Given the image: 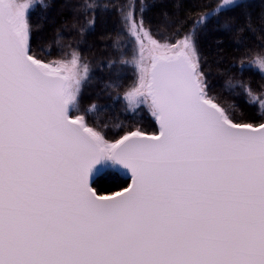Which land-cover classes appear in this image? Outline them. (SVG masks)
Wrapping results in <instances>:
<instances>
[{
  "label": "snow or ice",
  "instance_id": "snow-or-ice-1",
  "mask_svg": "<svg viewBox=\"0 0 264 264\" xmlns=\"http://www.w3.org/2000/svg\"><path fill=\"white\" fill-rule=\"evenodd\" d=\"M53 2L0 0V264H264V102L229 78L223 90L243 89L256 112L226 104L197 43L213 21L225 32H254V18L264 27V0H215L189 31L180 34L178 21L175 40L163 42L145 20L146 0L113 3L121 24L113 47L132 48L119 61L135 75L125 111L146 110L158 126L116 124L115 138L90 119L99 105L82 107L91 69L79 48L65 52L60 29L47 49L33 48L43 25L31 12ZM80 10L91 11L94 29L96 11L111 9L85 0L72 9ZM161 16L172 19L166 9ZM256 65L264 78L259 52L248 67ZM107 167L130 183L104 194L94 177Z\"/></svg>",
  "mask_w": 264,
  "mask_h": 264
},
{
  "label": "trees",
  "instance_id": "trees-1",
  "mask_svg": "<svg viewBox=\"0 0 264 264\" xmlns=\"http://www.w3.org/2000/svg\"><path fill=\"white\" fill-rule=\"evenodd\" d=\"M84 2L85 0H69L67 3L66 0H54L46 11L37 5L31 12V23L43 26L33 32L34 50L47 49L48 44L54 39L55 30L60 29V34L65 37L61 41L63 50L69 51L68 45L71 43L73 48H79L82 57L90 64L91 79L83 87L82 107H87L91 103L100 106V111L90 119L102 127L107 125L109 138H115L120 134L113 127L120 123L128 126L135 122L149 132L156 131L158 126L146 110L142 109L139 114L133 115L125 111L123 102V93L134 82L135 75L131 67L119 63L122 54L131 58V46L124 48L122 52L113 47L116 34L121 30L120 16L113 7V3L126 4L127 0H100L101 4H107L111 10L96 11L94 29H87V22L92 18L91 11H72L78 4L82 5ZM146 2L150 4V7L144 13L145 20L155 34V38L161 42L175 40L178 21L184 22L180 33L183 34L189 31L201 11H211L215 4V0H183L177 15V9L174 8L177 0H167L164 4L155 5H152L151 0H146ZM256 2L258 3V0ZM137 8H139V2H137ZM164 9L172 16L171 20L166 21L161 16ZM65 22H67V28L63 27ZM73 23L77 25L76 28L72 27ZM252 25L256 29L254 32L250 30L241 33L225 32L215 30V21H213L208 24L206 32L199 33L197 40L201 53L205 57H209L207 63L212 65L210 79L214 93L218 94L226 104L237 105L238 109L245 114H255L256 108L246 103L248 97L244 94L243 89L237 87L234 92L223 89L229 78L234 83L241 81L250 85L258 102H264V78H262L261 71L258 65L248 67L253 53L259 52L264 55V27L259 25L255 18ZM81 27L86 28L83 37L79 34ZM101 37L109 38L101 39ZM81 40L83 42L78 43ZM238 41L240 42L238 43ZM120 43L125 44L126 40L121 39ZM51 51V59H58L60 48L53 45ZM109 60L115 62L112 68L108 67ZM242 60L245 70L241 75L240 62ZM233 65L235 66L233 67ZM117 73L121 75L117 76ZM117 81H120L118 87H106V85L114 84ZM237 114L239 115V112ZM94 182L104 194H113L126 187L130 180L115 170H107Z\"/></svg>",
  "mask_w": 264,
  "mask_h": 264
},
{
  "label": "water",
  "instance_id": "water-1",
  "mask_svg": "<svg viewBox=\"0 0 264 264\" xmlns=\"http://www.w3.org/2000/svg\"><path fill=\"white\" fill-rule=\"evenodd\" d=\"M120 175H122V176H124L125 178H128L129 180H130V178H129V175H126L125 174V172H124V170H121V169H119V168H116L115 169ZM105 171H102L101 173H99V174H97L95 177H94V181H95V179L97 178V177H99L101 174H103Z\"/></svg>",
  "mask_w": 264,
  "mask_h": 264
},
{
  "label": "rangeland",
  "instance_id": "rangeland-1",
  "mask_svg": "<svg viewBox=\"0 0 264 264\" xmlns=\"http://www.w3.org/2000/svg\"><path fill=\"white\" fill-rule=\"evenodd\" d=\"M113 169H115V168L109 167V168H107V169L104 170V171H107V170H113Z\"/></svg>",
  "mask_w": 264,
  "mask_h": 264
},
{
  "label": "bare ground",
  "instance_id": "bare-ground-1",
  "mask_svg": "<svg viewBox=\"0 0 264 264\" xmlns=\"http://www.w3.org/2000/svg\"><path fill=\"white\" fill-rule=\"evenodd\" d=\"M107 168H109V167H107ZM107 168H103V169H101V171L99 172V173H101L102 171H104V170H106ZM116 169V168H115ZM98 173V174H99Z\"/></svg>",
  "mask_w": 264,
  "mask_h": 264
}]
</instances>
